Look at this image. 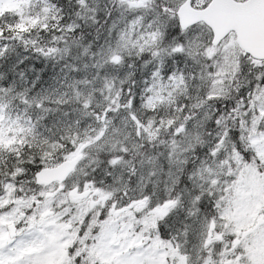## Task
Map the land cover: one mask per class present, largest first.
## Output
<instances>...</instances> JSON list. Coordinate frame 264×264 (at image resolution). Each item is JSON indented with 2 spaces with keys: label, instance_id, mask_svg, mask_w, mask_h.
I'll return each mask as SVG.
<instances>
[{
  "label": "snow or ice",
  "instance_id": "6c2138e0",
  "mask_svg": "<svg viewBox=\"0 0 264 264\" xmlns=\"http://www.w3.org/2000/svg\"><path fill=\"white\" fill-rule=\"evenodd\" d=\"M0 264H264V0H0Z\"/></svg>",
  "mask_w": 264,
  "mask_h": 264
}]
</instances>
